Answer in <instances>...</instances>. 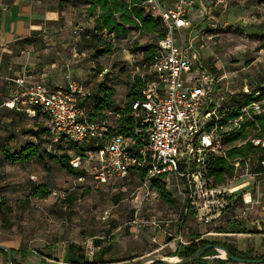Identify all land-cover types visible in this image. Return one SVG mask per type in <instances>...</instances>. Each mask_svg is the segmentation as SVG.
Here are the masks:
<instances>
[{
  "label": "rangeland",
  "instance_id": "1",
  "mask_svg": "<svg viewBox=\"0 0 264 264\" xmlns=\"http://www.w3.org/2000/svg\"><path fill=\"white\" fill-rule=\"evenodd\" d=\"M241 4L242 0H235L228 8L221 9L219 15L213 13L200 18L206 26H198L193 33V37L198 40V45L202 46L200 52L203 62L206 65L212 64L219 80L218 87L225 90L229 96H231L230 92L244 93L246 85L250 86L251 82L260 75L264 77V34L255 35L254 33L258 30L250 25L244 26V19L239 20L241 16H237L238 13H234L235 17L231 22L228 21V12ZM228 22L230 27L226 26ZM182 34L186 38L187 31L184 29ZM149 40L148 36L134 33L128 41L120 43L117 47L114 61L118 63V67L114 70L115 75L111 78L113 81L111 84L115 87L116 106L120 110L124 109L127 103V94L133 81L130 68L141 58V56L132 54L129 48L135 41L145 43ZM51 42H54L52 35H43L36 39L34 49L41 56L58 57L57 52L62 44L47 45ZM73 43L74 40H71V52L77 55L76 59L79 63H72V66L80 64L86 73L84 77L75 76V78L85 80L90 85H97L105 76H99L102 64L92 62L90 52L80 53ZM100 61L106 65L104 64L106 60ZM62 73H64L63 69ZM10 98L9 92H3L0 97V144H9L12 150H16L29 142H37L33 132L46 126L41 120H31L17 109L4 106ZM42 141L44 146L53 153L61 154L71 147V142L68 141L54 143L48 133L42 135ZM251 164L252 170L249 175L240 171L237 180L229 185L230 188H239L248 183L234 194H226V201L234 202L235 206H225L223 215L215 219L212 224L203 223L204 232L215 229L214 224L217 225L216 228L225 227L228 223L243 222L246 219L250 222V228L257 220L264 228L262 207L259 205L248 209L240 200L242 192L251 191L256 197L258 196L256 182L259 181L260 176L255 175L257 164L253 162ZM31 176H36L37 180L31 179ZM73 180L74 177L63 170L55 160L49 161V169L46 170L37 161L25 166L7 163L0 154V231L6 230L12 235L23 233L26 240L43 239L56 242L71 240L79 232L84 236L88 234L102 236L105 240L100 241L110 242L109 233L110 235L116 233V236L124 241L125 246L142 249L144 246L140 245L141 239L146 236L142 233L141 225H144L143 221L151 217H156L161 221H173L169 226L170 235L179 234L180 230L187 235L189 228L199 229L197 218L192 219L188 216L189 214L184 213L189 199L181 179H174L168 188L172 198L178 201L174 206L164 203L161 198L142 202L143 191L140 188L143 182L133 175L126 180L120 179L99 186L89 177L84 184L78 185L73 193L76 199L68 205L54 199H49L48 202L37 199L27 201L35 185L43 184L52 191H65L73 187ZM139 194L141 196L137 199ZM230 195L234 196L230 198ZM11 208L13 210L10 211ZM106 212L109 213V217L105 219ZM184 219L186 221H183ZM159 231L161 230L157 229L153 233L150 229L149 235L157 237L156 241H162L163 238L160 240ZM207 238L222 243L235 241L233 237L225 236ZM171 239H173L171 236H167V241ZM81 240L86 241L84 238ZM156 244L158 248L163 245L158 242ZM255 255L258 257L264 255V250L256 251ZM218 256L223 257L222 253ZM213 257L208 260L214 261Z\"/></svg>",
  "mask_w": 264,
  "mask_h": 264
},
{
  "label": "built area",
  "instance_id": "2",
  "mask_svg": "<svg viewBox=\"0 0 264 264\" xmlns=\"http://www.w3.org/2000/svg\"><path fill=\"white\" fill-rule=\"evenodd\" d=\"M234 1L176 0L166 7L158 0H148L154 14L164 23L166 36L159 42V54L151 65H134L131 70L133 75L142 77L146 72L155 74V79L144 90L143 102L133 107L134 117L148 127L147 146L134 154L132 139L115 134L98 151L74 155L70 162L72 168L83 169L86 175L74 178L72 188L52 191L47 199L40 201H63L89 177L97 186L105 185L125 179L132 168L140 167L146 169V179L140 188L143 195H138L142 202L158 199L150 188V182L165 175L167 179L184 180L190 204L203 223L212 224L222 215L228 204L226 194L236 191L229 185L237 180L240 171L249 175L252 167L251 163H246L241 169L237 161L236 176L227 186H210L207 159L211 154L224 153L217 129L209 131L207 124L210 117H217L218 108L229 100V96L217 86L216 74L203 62L202 46L198 45V40L193 35L184 38L182 31L192 27L191 16L196 7L206 17L216 8H228ZM65 80V86L55 88L46 78L36 83H27L24 76L9 79L17 88L4 106L24 111L30 118L44 115L55 141L65 137L82 143L102 137L105 125L92 123L88 109L81 105L90 94L89 89L75 80L70 72L65 75ZM263 105L264 102L252 103L244 109L245 116L250 117L251 112L264 115ZM252 142L264 147L262 140L254 139ZM262 165L264 167V162ZM31 179L37 180V177L31 176ZM241 197L245 205L254 203L250 192L243 193ZM108 217L106 212L104 218ZM150 223L158 229L167 225L155 218Z\"/></svg>",
  "mask_w": 264,
  "mask_h": 264
},
{
  "label": "trees",
  "instance_id": "3",
  "mask_svg": "<svg viewBox=\"0 0 264 264\" xmlns=\"http://www.w3.org/2000/svg\"><path fill=\"white\" fill-rule=\"evenodd\" d=\"M159 1L165 2L169 0ZM86 4L88 7L84 23L87 26L78 32L79 41L75 45L80 53L84 51L90 52L92 62L100 63L101 65L102 62L100 60H105V58L117 54V47L120 43L128 41L132 34L139 33L140 36H148L150 40L145 43L135 41L129 48L132 54L138 55V57L141 56L140 60L134 65L146 63L151 65L154 62L160 51L159 42L166 36V28L161 18L155 15L150 8L148 0H86ZM102 65L99 76H105L97 85H90L85 80H78L75 75L70 73L75 80L89 89L90 94L82 101L81 105L88 109L89 120L92 123L105 125L106 129L103 131V136L91 138L82 143L68 140L65 137L55 141L44 115L38 114L35 118H30L26 112L19 111L31 120H41L46 127L33 132V135L38 140L37 142H29L20 149L12 150L9 144H0V154H2L5 162L25 166L37 161L47 170L49 169V161L55 160L63 170L77 178L86 175V172L83 169L72 168L70 162L74 155L84 154L88 151H98L115 134H121L126 138L132 139L134 154L145 148L148 144V127L141 120L134 117L135 110L133 107L136 103L143 102L144 90L148 83L155 79V74L146 72L144 77L133 75V81L127 94V103L124 109L120 110L116 106L115 87L111 84L113 82L111 78L115 75L114 70L118 67V63L113 61L110 67ZM134 65L131 66V70ZM207 66L214 72L212 64ZM254 102H264V77L262 75L251 82L249 92L234 94L218 108L217 117H210L207 130L217 129L221 150L224 153V155L211 154L207 159V178L210 180V186L215 188L227 186L236 176L235 163L237 161H239L241 169L245 168L246 163H256L257 167L255 170L257 171L255 172H262L258 179L264 180V167L262 165V162H264V147L262 145L256 146L252 142L254 139L264 141V115L251 112L250 117H247L244 112V109ZM236 121H238V125H235ZM45 133H48L54 143L68 141L71 142V147L64 150L61 154L49 151L42 141V135ZM131 175L139 177L144 182L146 169L134 167L124 180ZM172 181L174 179H167L165 175L153 178L150 182V188L158 195V199L161 198L164 203L174 206L178 201L172 198L168 190ZM182 183L184 186V180H182ZM76 188L63 200L64 205L74 202L76 197L73 193ZM51 193L52 190L47 185L38 184L32 187L27 201L30 202L31 199H47ZM232 196L234 195H230V198ZM226 206L234 207L235 203H228ZM11 210L13 209L11 208ZM184 213L186 215L189 214L188 216H191L192 219L197 216V211L190 204V199L189 204H186ZM183 221H186V219ZM229 229L233 233H248L247 229H244L235 221L228 223L225 228L217 227L216 232L224 233L228 232L227 230ZM249 233H256V231H250ZM208 245L223 247L232 256L243 260L264 259V255L250 257L248 253L239 251L232 244L204 239L201 234L196 233L192 229H190L189 244L182 246L177 252V256L191 257ZM12 252L14 251L12 250ZM110 252V247L99 251L100 263ZM38 253L40 255L43 254L41 250ZM4 254L7 256L6 252ZM218 255L219 253L214 247L210 248L202 259L192 264H204L205 257ZM24 258L22 256V259ZM224 261L234 262L215 259L216 263ZM12 264L20 263L13 258Z\"/></svg>",
  "mask_w": 264,
  "mask_h": 264
},
{
  "label": "crops",
  "instance_id": "4",
  "mask_svg": "<svg viewBox=\"0 0 264 264\" xmlns=\"http://www.w3.org/2000/svg\"><path fill=\"white\" fill-rule=\"evenodd\" d=\"M175 2L176 0H169L160 3L168 7ZM87 7L86 0H0V97L3 92H9L10 96L13 94L17 87L9 82V79L19 76L26 77L27 83H36L41 78H46L49 84L55 88L66 85L65 75L68 72L79 77L86 76L80 64L72 66V63L78 62V59H76L77 55L71 52V40H74L73 45L75 46L79 41L78 32L87 26L84 23ZM220 12L221 8L219 7L214 9L213 13L219 15ZM228 13L229 22L235 17L234 13H238L237 16H241L239 20L244 19V26L250 25L258 30L254 33L255 35L264 34V0H242L241 5H236ZM202 17L201 11L196 7L191 16L192 27L187 30L188 36L193 35L198 26H206L205 22L200 21ZM229 22L226 23V26L230 27ZM43 35H52L54 39V42L47 45L62 44L57 52L58 57L54 55L41 56L35 51V41ZM114 58L115 55L107 57L106 63L104 62L105 67H110ZM62 69L64 73H62ZM249 90L250 86L246 85L243 91L249 92ZM230 93L229 99L235 94ZM257 174L258 176L262 175V172H257ZM256 183L257 197L251 191H247L252 194L254 203L252 205L243 204L248 209L260 205L264 214V180H259ZM247 184L236 188L235 192ZM240 200L243 202L242 199ZM153 218L157 219L151 217L149 220L143 221L144 225H141L142 233L146 236L141 239L140 245L144 246L142 249L125 246L124 241L116 236V233L109 235L110 242L100 241L105 240V237L95 234L84 236L80 235V232L78 237H73L71 240L56 242L43 239L26 240L23 233L12 235L6 230H2L0 231V245L11 248L14 251L13 258L20 264H140L143 259L158 253L165 259H176L180 248L189 244V234L192 229L201 234L204 239H208L209 236L233 237L235 241L225 243L234 245L239 251L248 253L250 257H256V251L264 250V228L261 227L258 220L252 223V228H250V222L247 219L237 222L247 229L248 233H233L230 229L227 230L228 232L219 233L216 232V224H214L215 229L204 232L203 221L196 216L199 229L189 228L187 235H184L182 230L179 234L170 235L169 226L173 221H164L167 225H162L163 229H160L162 232H158L160 240L161 238L163 240L154 242L157 237L149 235L150 229L153 233L158 229L150 223ZM250 231H256V233H249ZM167 236H171L173 239L167 241ZM83 238L86 241L81 240ZM157 242L163 244L161 248L157 247ZM107 247H110L111 252L100 263L99 251ZM40 250L43 252L41 255L38 253ZM4 252L0 250V264H8ZM253 254L255 256H252ZM22 256L25 258L22 259ZM211 257L213 256L205 257L204 264H246L225 261L216 263L215 260H208ZM213 258L216 259L217 256Z\"/></svg>",
  "mask_w": 264,
  "mask_h": 264
},
{
  "label": "water",
  "instance_id": "5",
  "mask_svg": "<svg viewBox=\"0 0 264 264\" xmlns=\"http://www.w3.org/2000/svg\"><path fill=\"white\" fill-rule=\"evenodd\" d=\"M213 247L218 253H220L221 251L225 252L226 258H222L221 256H217V258L230 260V261H234V262L247 263V264H264V259H247V260H243L241 258L232 256L223 247L213 246V245H208V246L202 248L201 250H199L196 254H194L191 257H177L176 260L174 261V260L165 259V258H163V257H161L159 255H153V256H150V257H147V258L143 259L140 264H153V263H160V264H191V263H194L195 261H198V260L202 259L204 254L210 248H213ZM0 250L5 251L7 253V263L8 264H12V262H13L12 249L7 247V246L0 245Z\"/></svg>",
  "mask_w": 264,
  "mask_h": 264
},
{
  "label": "bare ground",
  "instance_id": "6",
  "mask_svg": "<svg viewBox=\"0 0 264 264\" xmlns=\"http://www.w3.org/2000/svg\"><path fill=\"white\" fill-rule=\"evenodd\" d=\"M222 253V255H223V257L222 258H226V256H225V252L224 251H221L220 252V254ZM174 261L176 260V259H173Z\"/></svg>",
  "mask_w": 264,
  "mask_h": 264
}]
</instances>
